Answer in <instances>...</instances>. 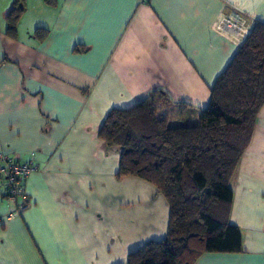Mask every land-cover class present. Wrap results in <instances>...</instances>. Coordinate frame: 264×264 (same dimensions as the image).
Segmentation results:
<instances>
[{
	"label": "crops",
	"instance_id": "crops-1",
	"mask_svg": "<svg viewBox=\"0 0 264 264\" xmlns=\"http://www.w3.org/2000/svg\"><path fill=\"white\" fill-rule=\"evenodd\" d=\"M12 2L0 0V160L31 172L21 195L0 189V264H125L166 236L169 209L151 184L115 177L121 150L98 137L106 115L157 88L205 107L248 35L216 21L237 11L251 31L264 0H25L15 40ZM36 28L49 31L41 42ZM230 186L242 252L195 264H264V105Z\"/></svg>",
	"mask_w": 264,
	"mask_h": 264
},
{
	"label": "trees",
	"instance_id": "trees-1",
	"mask_svg": "<svg viewBox=\"0 0 264 264\" xmlns=\"http://www.w3.org/2000/svg\"><path fill=\"white\" fill-rule=\"evenodd\" d=\"M24 10L25 0H13L5 18L8 38L17 39ZM48 32L36 28L33 34L41 42ZM263 105L264 24L256 22L210 88L205 107L173 100L157 88L129 107L110 109L98 137L121 150L115 177L151 184L169 209L166 236L130 252L125 264H195L206 253L242 252V233L230 223V183ZM13 164L26 163L1 159L0 180L1 169Z\"/></svg>",
	"mask_w": 264,
	"mask_h": 264
},
{
	"label": "built area",
	"instance_id": "built-area-1",
	"mask_svg": "<svg viewBox=\"0 0 264 264\" xmlns=\"http://www.w3.org/2000/svg\"><path fill=\"white\" fill-rule=\"evenodd\" d=\"M139 2L146 3L148 0H139ZM216 27L221 30L243 32L242 34L250 32V28L245 24L242 13L237 11H233L227 16H221L216 23ZM30 172L31 168L28 164L22 166L13 164L8 166V168H2L1 175L3 178L0 180V189L11 194L10 198H14L22 190L21 184H19L20 180L27 177Z\"/></svg>",
	"mask_w": 264,
	"mask_h": 264
},
{
	"label": "rangeland",
	"instance_id": "rangeland-1",
	"mask_svg": "<svg viewBox=\"0 0 264 264\" xmlns=\"http://www.w3.org/2000/svg\"><path fill=\"white\" fill-rule=\"evenodd\" d=\"M231 12L233 13V11H231ZM229 14H230V13H229ZM229 14H227V15H229ZM227 15H225V16H227ZM219 20H220V18L216 21V23H217ZM231 32H232V31H231ZM249 33H250V32H249ZM249 33H248V35H249ZM248 35H247V36H248ZM247 36H246V38H247ZM246 38H245V39H246ZM192 117H193V115H190L188 118H192ZM182 122H183V121H181L180 124H181Z\"/></svg>",
	"mask_w": 264,
	"mask_h": 264
}]
</instances>
